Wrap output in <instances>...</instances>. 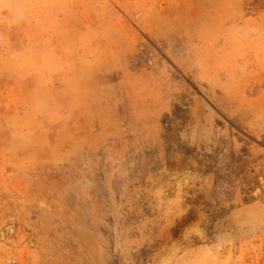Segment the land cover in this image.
Segmentation results:
<instances>
[{
	"label": "rangeland",
	"instance_id": "obj_1",
	"mask_svg": "<svg viewBox=\"0 0 264 264\" xmlns=\"http://www.w3.org/2000/svg\"><path fill=\"white\" fill-rule=\"evenodd\" d=\"M263 181L264 0H0V264H264Z\"/></svg>",
	"mask_w": 264,
	"mask_h": 264
},
{
	"label": "bare ground",
	"instance_id": "obj_2",
	"mask_svg": "<svg viewBox=\"0 0 264 264\" xmlns=\"http://www.w3.org/2000/svg\"><path fill=\"white\" fill-rule=\"evenodd\" d=\"M262 186H263V189H264V181H263V183H262ZM9 233L12 234V229H10ZM12 236H13V235H12Z\"/></svg>",
	"mask_w": 264,
	"mask_h": 264
}]
</instances>
